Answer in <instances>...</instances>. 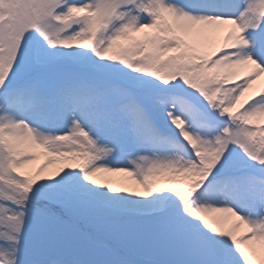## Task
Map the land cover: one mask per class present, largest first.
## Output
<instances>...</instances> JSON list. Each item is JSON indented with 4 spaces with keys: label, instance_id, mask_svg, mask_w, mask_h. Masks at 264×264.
<instances>
[{
    "label": "snow or ice",
    "instance_id": "1",
    "mask_svg": "<svg viewBox=\"0 0 264 264\" xmlns=\"http://www.w3.org/2000/svg\"><path fill=\"white\" fill-rule=\"evenodd\" d=\"M264 0H0V264H264Z\"/></svg>",
    "mask_w": 264,
    "mask_h": 264
},
{
    "label": "rangeland",
    "instance_id": "2",
    "mask_svg": "<svg viewBox=\"0 0 264 264\" xmlns=\"http://www.w3.org/2000/svg\"><path fill=\"white\" fill-rule=\"evenodd\" d=\"M257 87L264 86V77H262L259 81H257Z\"/></svg>",
    "mask_w": 264,
    "mask_h": 264
}]
</instances>
